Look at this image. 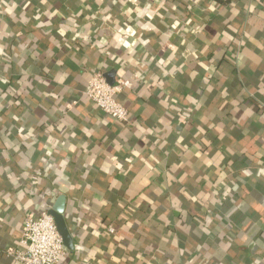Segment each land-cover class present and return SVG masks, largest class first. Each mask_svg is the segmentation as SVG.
<instances>
[{
  "label": "crops",
  "instance_id": "0c3cea01",
  "mask_svg": "<svg viewBox=\"0 0 264 264\" xmlns=\"http://www.w3.org/2000/svg\"><path fill=\"white\" fill-rule=\"evenodd\" d=\"M61 196L64 264H264V0H0V264Z\"/></svg>",
  "mask_w": 264,
  "mask_h": 264
},
{
  "label": "built area",
  "instance_id": "2783aa9c",
  "mask_svg": "<svg viewBox=\"0 0 264 264\" xmlns=\"http://www.w3.org/2000/svg\"><path fill=\"white\" fill-rule=\"evenodd\" d=\"M138 80L139 76L134 74L110 84L104 73L97 72L88 82L83 95L112 119L128 123L129 111L120 103L119 97L133 89ZM51 209L45 207L39 215L30 213L26 217L19 245L6 252L16 264H64L67 248L50 215ZM107 230L109 234H115L113 226Z\"/></svg>",
  "mask_w": 264,
  "mask_h": 264
},
{
  "label": "water",
  "instance_id": "95a60500",
  "mask_svg": "<svg viewBox=\"0 0 264 264\" xmlns=\"http://www.w3.org/2000/svg\"><path fill=\"white\" fill-rule=\"evenodd\" d=\"M113 76L114 73L106 75V78L110 84H114V81L112 80ZM65 209H66V197L61 196L58 198L55 205L52 207L50 211V215L54 218L58 232L62 237L65 247L69 250H73L74 249L73 238L64 218Z\"/></svg>",
  "mask_w": 264,
  "mask_h": 264
}]
</instances>
